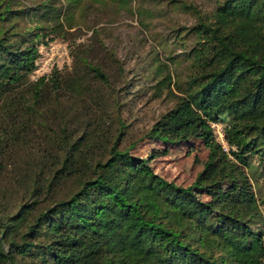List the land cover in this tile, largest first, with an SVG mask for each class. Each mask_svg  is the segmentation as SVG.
Segmentation results:
<instances>
[{"label": "trees", "instance_id": "16d2710c", "mask_svg": "<svg viewBox=\"0 0 264 264\" xmlns=\"http://www.w3.org/2000/svg\"><path fill=\"white\" fill-rule=\"evenodd\" d=\"M25 1L0 0V178L18 175L0 187V264H264V0H164L188 20L136 75L101 28L35 80L39 46L80 31L82 0ZM132 1L82 10L161 17ZM141 74L166 108L123 147ZM142 140L163 149L132 153ZM182 146L207 152L187 186L152 164Z\"/></svg>", "mask_w": 264, "mask_h": 264}, {"label": "rangeland", "instance_id": "374dc122", "mask_svg": "<svg viewBox=\"0 0 264 264\" xmlns=\"http://www.w3.org/2000/svg\"><path fill=\"white\" fill-rule=\"evenodd\" d=\"M25 1V0H23ZM195 3L197 6L207 9L211 5V0H186ZM29 3V1H25ZM84 0L80 3L81 7L76 9L74 14L80 24V31L74 34L63 36H54L52 40H45L47 43L39 46V57L36 61V68L32 74L35 80L39 76L50 73L53 67H70L72 56L70 46L74 50L80 48L79 44H88L91 42L94 31L105 28L109 32V38L106 42L118 50L120 58L127 62L126 68L133 69L135 75L140 72L142 63L151 57V53L160 51V42L165 34L161 32L168 25L178 22L184 23L188 20V15L180 10L163 13L161 4L164 0H133V8L143 6L146 9V15L152 18L153 12L162 13L161 17L155 18L151 23L149 21L148 29L143 27L136 13L121 10L116 13L108 8L90 7L82 10ZM157 3H160L157 6ZM113 9V8H112ZM164 14V15H163ZM72 29L70 31H75ZM104 34H102L103 37ZM50 36V37H51ZM124 58V59H123ZM124 61V62H125ZM133 75V74H132ZM130 74V76H132ZM141 74V79L137 86L131 89L132 93L128 98L131 103L130 112H126V117L131 125L129 134L123 143L126 147L130 142L136 140L148 128L152 120L166 108V101L158 99L148 101L149 80ZM217 140L226 146L224 141L223 126L221 124H212ZM152 149L162 150L163 145L148 143L146 140L140 141L132 153L145 156ZM207 155L206 150L201 146L190 149L187 146L169 149L165 154L157 156L152 164L155 171L169 180H175L176 183L183 186L189 185L196 173L201 169L202 161ZM13 169L4 173L0 178V187L3 188L5 196L14 194L18 175H12ZM264 228V225H263Z\"/></svg>", "mask_w": 264, "mask_h": 264}]
</instances>
